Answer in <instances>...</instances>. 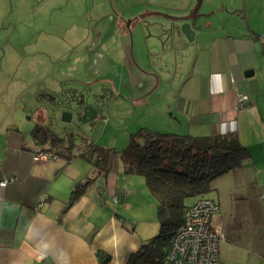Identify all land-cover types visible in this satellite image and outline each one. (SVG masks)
<instances>
[{"label": "crops", "instance_id": "crops-1", "mask_svg": "<svg viewBox=\"0 0 264 264\" xmlns=\"http://www.w3.org/2000/svg\"><path fill=\"white\" fill-rule=\"evenodd\" d=\"M115 12L111 22V11L94 18L101 23L95 31L89 26L70 35L60 79L41 80L33 91L29 129L12 125L0 96V181L15 178L0 186V264H136L142 244L159 231L156 199L121 159L116 170L101 172L75 157L86 147L34 135L41 124L63 137L51 128L58 124L47 109L73 79L80 84L63 87L68 98L91 87L104 103L100 113H85L81 127L88 130L104 114L111 116L107 124H128L145 107L139 129L237 134L250 157L217 178L205 196L221 207L220 264H264V0H116ZM174 16H189L196 33L171 72L161 26ZM57 59L50 56L46 67H56ZM239 93L248 106H237ZM38 150L58 156L35 160ZM79 183L83 188L68 206Z\"/></svg>", "mask_w": 264, "mask_h": 264}, {"label": "rangeland", "instance_id": "rangeland-1", "mask_svg": "<svg viewBox=\"0 0 264 264\" xmlns=\"http://www.w3.org/2000/svg\"><path fill=\"white\" fill-rule=\"evenodd\" d=\"M115 1L0 0V11L3 12L0 14V96H4L6 103L2 107L12 119L13 126L15 123L19 128L29 129L32 126L33 121L29 117L34 110L30 106L31 100L34 99L33 91L43 85L39 84V81L60 79L61 71H64L68 64V61H65L67 58L65 51L69 48L66 43L70 35L84 33L83 31L90 30L89 26L95 31V27L101 23L93 22L94 18L107 14V11L112 12L106 18L111 22L113 14H117ZM139 6L141 7V4ZM50 56L58 57V64L51 69L46 67ZM77 81L68 80L65 81L67 82L65 85H79L80 82ZM90 84L92 85V82ZM63 87H59L58 95L68 97ZM80 88H73V92L76 93L75 90ZM81 89L82 95L87 94L92 102L98 97L93 92L94 88ZM144 108H137L135 114L130 115L131 118L126 121H129L128 124H123L124 119L121 122L111 120L107 124L110 114H104V120H99L101 122L90 130L84 126L78 127L75 119L71 123L61 122L57 126L50 121L48 124H51L54 131L60 132L59 135L63 136L69 145L73 143L74 146L81 148L93 142L121 151L129 143L130 134L138 131L143 124V117L140 116ZM208 194L211 195L212 192ZM196 198L190 197L187 201L193 203ZM157 224L155 231L159 226V223Z\"/></svg>", "mask_w": 264, "mask_h": 264}, {"label": "trees", "instance_id": "trees-1", "mask_svg": "<svg viewBox=\"0 0 264 264\" xmlns=\"http://www.w3.org/2000/svg\"><path fill=\"white\" fill-rule=\"evenodd\" d=\"M33 133L44 141L65 143L64 138L55 135L46 125H36ZM74 155L86 159L101 172L116 170L121 159L127 173L144 177L148 190L157 201L160 228L142 244L136 264L158 263L183 222L185 209L191 205L187 199L206 197L217 178L241 167L250 157L249 150L232 132L192 136L147 128L131 133L129 143L121 151L91 142L85 150ZM82 188L83 184L79 183L68 206L77 199Z\"/></svg>", "mask_w": 264, "mask_h": 264}, {"label": "built area", "instance_id": "built-area-1", "mask_svg": "<svg viewBox=\"0 0 264 264\" xmlns=\"http://www.w3.org/2000/svg\"><path fill=\"white\" fill-rule=\"evenodd\" d=\"M237 106L250 104L244 93L237 95ZM49 151H37L35 160L57 158ZM14 177L0 181V186L13 182ZM118 201V198H114ZM221 207L218 202L202 197L184 211L183 222L178 227L165 256L156 264H220V243L224 238L222 223L218 219Z\"/></svg>", "mask_w": 264, "mask_h": 264}, {"label": "water", "instance_id": "water-1", "mask_svg": "<svg viewBox=\"0 0 264 264\" xmlns=\"http://www.w3.org/2000/svg\"><path fill=\"white\" fill-rule=\"evenodd\" d=\"M189 19V16H174L168 27L161 26L162 35L165 36L164 45L168 47V50L164 51H167L164 60L171 72H174L172 68L173 61L184 60L187 56L185 53L191 51L190 45L194 42L196 31ZM157 59L162 60V56H158ZM252 74L253 70L245 72L246 76H251ZM103 105L104 103L99 102L98 98L92 102L87 94L78 95L75 98L56 96L48 107L47 112L50 114L51 121L55 124L61 122L71 123L75 119L77 126L80 127L88 110H92L97 114L100 113Z\"/></svg>", "mask_w": 264, "mask_h": 264}]
</instances>
